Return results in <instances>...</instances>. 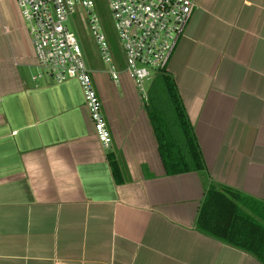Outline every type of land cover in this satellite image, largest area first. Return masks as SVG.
Instances as JSON below:
<instances>
[{
  "label": "crops",
  "instance_id": "obj_1",
  "mask_svg": "<svg viewBox=\"0 0 264 264\" xmlns=\"http://www.w3.org/2000/svg\"><path fill=\"white\" fill-rule=\"evenodd\" d=\"M92 68L109 149L77 81H33L32 38L0 0V264H262L197 219L212 184L264 204V0H196L167 65L204 175L167 176L148 104Z\"/></svg>",
  "mask_w": 264,
  "mask_h": 264
},
{
  "label": "built area",
  "instance_id": "obj_2",
  "mask_svg": "<svg viewBox=\"0 0 264 264\" xmlns=\"http://www.w3.org/2000/svg\"><path fill=\"white\" fill-rule=\"evenodd\" d=\"M111 13L123 67L100 25L94 0H15L32 38L36 73L34 82L48 78L56 85L77 81L104 149L112 145L103 105L75 33L67 23L79 21L95 43L106 72L115 83L126 75L145 103L148 85L166 72L169 60L196 8V0H104ZM151 87V86H150Z\"/></svg>",
  "mask_w": 264,
  "mask_h": 264
},
{
  "label": "trees",
  "instance_id": "obj_3",
  "mask_svg": "<svg viewBox=\"0 0 264 264\" xmlns=\"http://www.w3.org/2000/svg\"><path fill=\"white\" fill-rule=\"evenodd\" d=\"M114 51V50H113ZM117 58L120 54L114 51ZM94 67L93 63H90ZM147 113L167 176L205 174L201 151L175 82L162 72L149 92ZM117 185L125 180L116 152L108 155ZM197 229L247 252L264 264V204L223 186H209L199 211Z\"/></svg>",
  "mask_w": 264,
  "mask_h": 264
},
{
  "label": "rangeland",
  "instance_id": "obj_4",
  "mask_svg": "<svg viewBox=\"0 0 264 264\" xmlns=\"http://www.w3.org/2000/svg\"><path fill=\"white\" fill-rule=\"evenodd\" d=\"M94 1L96 2V11L100 18V25L102 27V31L105 34L108 43L110 44L112 49L120 54V58L119 57L117 58L116 56V60L117 59H119V61L121 60L120 61V68H121L123 67L122 53L119 47V42L115 32L114 22L111 13L104 0H94ZM67 26L72 32L75 33L76 37L78 38L88 64L93 63L94 68L102 67L106 69V67L103 65L100 59L98 49L95 43L92 42V39L90 38L88 33L84 30L82 24L79 21L70 18L69 22L67 23ZM152 85H150L149 83L148 88L151 89L150 86ZM149 104L150 102L148 103V105Z\"/></svg>",
  "mask_w": 264,
  "mask_h": 264
}]
</instances>
